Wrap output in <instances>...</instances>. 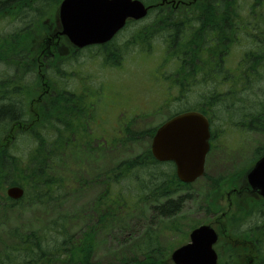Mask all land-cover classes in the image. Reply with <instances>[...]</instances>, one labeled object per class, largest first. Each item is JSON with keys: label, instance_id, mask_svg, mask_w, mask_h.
<instances>
[{"label": "rangeland", "instance_id": "374dc122", "mask_svg": "<svg viewBox=\"0 0 264 264\" xmlns=\"http://www.w3.org/2000/svg\"><path fill=\"white\" fill-rule=\"evenodd\" d=\"M58 7L59 1L55 0L47 3V6L39 8L40 21L36 22L37 26H42L39 30H33L35 27L31 23L32 17L22 20L17 17V14L5 15L8 18L0 19V36L17 35L20 41L28 39L27 51L29 52L30 48L34 46L38 53L40 40L37 39L34 44H31L32 34H42L45 31L44 27L50 24ZM152 15L145 21L128 26L120 34L108 49H111L115 54L109 55L107 49L104 51L96 49L98 53L90 50L73 55L66 46L63 47V56L67 59L52 66L48 76L53 79L61 94L67 92L76 95L84 91L91 92L98 97V100L100 99L96 112L92 116H87L84 121L89 124L86 133L98 137L100 143L102 142L100 144L102 147L99 149L95 147L98 150L94 154L92 150L87 156H80V158H75L68 152L63 153V159L59 161L58 172L60 176L67 178L68 188L63 192L65 196H59L56 203L51 205L23 204L21 207L6 212V216L0 215V252H2V244L7 245L16 241L14 235L21 237L22 233L41 232L48 228L46 239L51 246H54L55 242H61L62 236L59 237L51 228L60 226L66 227L67 236L74 237L75 241L81 240L82 234L87 232L86 230L90 226L87 219H89L92 203L103 191L99 181L92 179L110 171L122 162L136 158L149 147L148 137L141 139V142L130 143L127 147L123 144L115 145L113 149L105 147L104 140L116 130L121 129L122 123L127 125L138 118L133 123L131 130L136 133H144L158 127L166 121L169 115L185 108L203 106V108L210 109L212 115L210 117L213 118L215 126L214 135L217 136L216 150L208 159L206 168L207 177L212 180L231 177L239 173H242L243 177V173L256 157V150L264 147V134L248 131L242 127L248 118L259 115L264 109V82L253 87V95L241 93L229 95L227 93L228 85L219 84L211 79L210 75H203L202 79L201 76L196 75V72H193L192 75L190 73V84L185 90L179 91L177 86L174 90L172 85H164L170 81L171 73L176 75L175 65L169 64L168 69L167 64L161 63L166 53L159 51L155 46V44L159 45L160 32L158 36L154 32L160 30V27L155 25L157 20L154 14ZM244 15H247L246 11ZM9 17H13V21ZM189 17L184 15L174 18L170 25L164 28V31L172 32L177 23H183L186 27L189 23L197 26L198 24L194 22L195 18L191 15ZM164 19L169 22V19ZM149 26L153 27L152 34L145 29ZM261 26L264 25L261 24ZM29 27L33 31L25 33L24 28ZM139 32L143 36L153 35L152 38L142 39L143 44H152V53L143 51L141 47L137 46L139 43L136 36ZM161 44L163 45V43ZM234 51H238V49H234ZM214 53L215 51L208 47L201 46L199 48L196 54L203 59V69L215 67L218 59L215 56L208 57L209 54ZM101 54L105 56V59L114 55L115 63L99 62L95 58ZM11 57L17 58L14 55ZM240 58L239 52H234L228 60L229 68L233 69ZM116 63H123V65ZM71 64H73L72 67ZM5 68L11 69L9 75L13 76L14 74L15 65H7L4 62L0 64V79L5 78L1 76ZM230 72L233 76L232 80L235 81L239 77V72L233 70ZM221 77L219 76V78ZM24 85L28 86L25 110L29 115L30 108L31 110L36 109V106L31 105L30 101L36 98L40 85L35 69L26 72ZM167 90H170L172 95L168 99L165 94ZM16 98L13 93L12 99ZM239 99H244V102L242 103ZM41 114H44L42 110ZM103 114L109 115L111 118L108 117L107 120L102 116L99 120L100 115ZM119 115H125V120L121 123L117 120ZM13 123L0 126V141L6 138L8 130L14 126ZM117 135L115 134V138ZM38 145L35 136H20L14 144L10 145L9 150L14 156L28 159L35 153ZM169 169L172 168L169 166L144 168L140 170L142 172L139 178L141 181L136 180L137 178H131V181L124 180L122 185L117 186V189L125 191L128 187H133L135 190H140L138 188L142 189L144 184L150 180L159 181L167 178L163 173ZM83 180L94 181V183L91 182L90 187H82L83 184L81 185L80 182ZM210 184V181L203 179L190 185L187 189L176 191L173 197L178 200L181 196H185V202H181L178 212L169 217H162L150 209L147 210L148 213L139 209L119 225L100 232L96 239V259L107 261L114 253L139 250L144 246L146 236L151 235L164 249L163 256L167 261L175 249L190 242V234L194 228L212 223L217 216L224 217L225 211L229 207L227 193L232 185L223 186L218 193L212 194V198L210 196L207 198L210 193ZM8 187L6 186L2 190L4 195ZM215 197L217 198L214 201ZM252 205L248 201L240 204L235 200L233 209L224 220V227L230 233L228 238L222 240L221 248L218 247L217 250L224 258L225 264H233V260L239 264H248L246 256H242L243 260L241 261L240 255H249L250 249L247 244L245 246L241 244L239 236L245 232L247 233L246 237L250 240L249 234L252 233L250 228L254 226V223L261 225V217H264L259 213L258 218L253 220L250 215ZM16 229L18 231H15ZM44 244L45 242L42 245ZM257 249L261 254H264L263 244H257Z\"/></svg>", "mask_w": 264, "mask_h": 264}, {"label": "trees", "instance_id": "16d2710c", "mask_svg": "<svg viewBox=\"0 0 264 264\" xmlns=\"http://www.w3.org/2000/svg\"><path fill=\"white\" fill-rule=\"evenodd\" d=\"M46 1L49 3L55 0L2 1L0 2V19L8 18L5 15L16 14L15 11L24 15ZM142 1L146 4L157 2V0ZM195 9L193 13L203 16V18L195 19L194 22L198 24L197 26L189 23L186 27L183 23H177L175 28L176 39L187 34L190 43L193 44L189 54H180L182 60L184 56H186V62L189 58L192 62L197 60V57L194 56L195 46L206 48L218 44L222 46L221 55H225L226 51L232 47L246 43L253 48L246 52L241 63L235 69V72H239V77L235 81L232 80L233 76L227 73L229 71L226 68L212 69L210 74L215 78L222 76L226 85L230 83L228 85L230 90L228 89L227 92L229 95L239 93L253 95V87L264 82V26H261V24L264 25V1L207 0L203 2V5L196 6ZM245 11L247 15H244ZM9 18H12L11 21L14 19L13 17ZM23 19L25 16L22 17ZM37 19L35 20L37 21ZM166 24L167 22L156 24L160 30L155 31L154 34L156 35L168 27V25L165 26ZM145 29L152 34V26ZM28 30V28H24L25 33ZM152 36L142 35L140 39L146 40ZM0 39V61L4 60L7 64H12L9 60L12 52L17 57L14 63V80H12L13 78L10 80L8 77L0 79V126L14 122V126L8 130L6 138L0 141V215L6 216V212L21 207L23 204L51 205L56 203L59 196H65L63 192L68 188L67 178L60 176L58 172L59 161L63 159V153L68 152L69 155L80 158V156H87L92 150L94 154L102 147L100 145L102 142L100 143L99 138L93 134L86 133L89 124L84 120L87 116L92 115L87 112L86 102L80 98L81 95L77 94L78 97L72 93L62 92L58 99H48L43 104L41 103L42 105H36L40 109L39 116L32 114L30 110L27 115L25 96L28 93V86L25 87L23 84L26 72L32 71L33 67L30 66L32 65L30 60L20 57L28 53L26 51L27 39L20 41L17 35L0 36ZM107 58L104 57L103 63H115L113 56ZM180 87L185 88L183 84H180ZM13 93L17 97L15 100L12 99ZM239 101L243 103L244 99H239ZM41 110L44 114H41ZM133 123L135 120L121 126L122 128L116 130L110 137H105L107 138L104 140L105 147L113 149L115 145L119 144L127 147L130 143L141 142L140 140L145 137H148V140L153 137L155 130L144 133L132 132ZM247 124L253 130L264 134V109L259 115L251 116ZM115 134H118L116 138ZM27 135L35 136L39 144L35 153L28 159L12 155L9 150L10 145L14 144L18 137ZM148 145L145 152L136 158L122 162L110 171L92 179L99 181L103 191L92 203L89 219H87L90 226L86 230L87 232L82 234L81 240L75 241L74 237L67 236L65 226L51 228L59 237L62 236L61 242H55L54 246H51L46 239L49 228L41 232L22 233L21 237L14 235L15 242L7 245L2 244L0 264H19L21 262H23L22 264H168L165 260L166 257L163 256L164 249L151 235L146 236L144 246L139 250L114 253L107 261H98L95 257L96 239L100 232L119 225L139 209L146 213L150 209L162 217H169L178 212L181 202H185V196H181L178 200L173 196L176 191L187 189L189 185H184L177 179L174 167L170 165L166 166L172 169L163 173L167 178L143 183L144 187L138 188L140 190H135L133 187H128L125 191L117 189V186L122 185L124 180L131 181V178H137L136 180L141 181L139 179L142 174L140 170L144 168L164 166L155 161L150 144ZM256 155L259 156L257 159L264 156V147L258 148ZM239 175L242 173L231 177L217 178L214 179L215 181L206 177V180L211 182L207 198L209 196L212 198V194L218 193L223 186L231 184L233 187L238 182ZM91 182L94 183L90 180H83L80 183L83 184L82 187H90ZM6 186L23 187L26 191L24 199L18 202L10 200L6 193L5 195L2 193ZM208 212L210 211L208 210ZM44 242L45 244L42 245ZM258 253L261 252L258 251Z\"/></svg>", "mask_w": 264, "mask_h": 264}, {"label": "water", "instance_id": "95a60500", "mask_svg": "<svg viewBox=\"0 0 264 264\" xmlns=\"http://www.w3.org/2000/svg\"><path fill=\"white\" fill-rule=\"evenodd\" d=\"M150 8L133 0H64L59 10L62 34L78 48L110 42L128 20H141ZM208 121L191 113L174 118L156 134L152 153L159 162H174L177 176L191 184L205 172V160L210 150ZM246 180L254 193L264 198V157L247 174ZM10 199L21 200L25 191L21 187L7 190ZM218 233L211 225L193 231L191 243L175 251V264H218L214 246Z\"/></svg>", "mask_w": 264, "mask_h": 264}, {"label": "flooded vegetation", "instance_id": "af4514ba", "mask_svg": "<svg viewBox=\"0 0 264 264\" xmlns=\"http://www.w3.org/2000/svg\"><path fill=\"white\" fill-rule=\"evenodd\" d=\"M188 16L191 15V17L196 18H203L202 15H196V14H170L167 17L170 20H173L174 18H178L180 16ZM190 18V17H189ZM174 34L177 32L176 29L172 31ZM57 31L53 29V27H50L49 30L44 31L42 34L37 35V38H39V44L40 48L38 50V59L40 62V69L44 70L46 73L43 75L44 78H47L51 80V77L47 76V71H49L52 68V64L59 63L60 59H62L63 56V43L64 39L61 36H57ZM36 42V39L33 40ZM203 41V40H202ZM171 43L177 44V39L173 37L171 39ZM196 50H199L197 47H195ZM77 53V52H76ZM197 52L194 53V56L197 57ZM220 58V56H219ZM187 63L190 65L189 70H191V74L193 72H196L197 76H201L203 79V59L198 57V59L195 62H192L191 60L187 61ZM221 64V63H220ZM46 79V80H47ZM45 80V81H46ZM195 81V79H194ZM209 116V112H208ZM209 120H211L210 117H208ZM211 147L214 145V137H213V131H212V125H211ZM246 195L239 192L238 195H235L237 200H239L240 204H244L245 201L251 202L253 205L251 207L250 215L253 218V220H256L258 218V214H262L264 216V205L256 206L254 205V201L260 202L261 200L257 198L248 188H246ZM233 202L231 203V205ZM262 224L254 223V226L250 228L252 233L250 232V240L248 242H251L253 244V251L256 250L257 243L264 244V217H261ZM254 253V252H253ZM247 258L249 259V264H264V254H251L248 255Z\"/></svg>", "mask_w": 264, "mask_h": 264}, {"label": "bare ground", "instance_id": "6f19581e", "mask_svg": "<svg viewBox=\"0 0 264 264\" xmlns=\"http://www.w3.org/2000/svg\"><path fill=\"white\" fill-rule=\"evenodd\" d=\"M32 105V104H31Z\"/></svg>", "mask_w": 264, "mask_h": 264}]
</instances>
